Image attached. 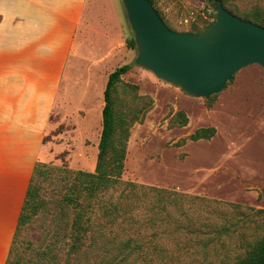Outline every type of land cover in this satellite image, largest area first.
I'll list each match as a JSON object with an SVG mask.
<instances>
[{
  "label": "rangeland",
  "instance_id": "rangeland-1",
  "mask_svg": "<svg viewBox=\"0 0 264 264\" xmlns=\"http://www.w3.org/2000/svg\"><path fill=\"white\" fill-rule=\"evenodd\" d=\"M153 2L172 30H192L210 21L214 12L207 0ZM226 5L264 8V0H226ZM131 34L122 0L88 1L83 32L63 70L37 160L55 168L94 171L106 80L117 66L129 63L121 83L138 88L118 87V108L130 114L135 110L142 120L130 126L121 178L159 189L136 197L134 219L124 222V228L114 225L119 238L111 252L116 254L118 241L127 237L133 239L134 251L125 257H104L97 250L68 256L72 211L60 236L53 237L51 229L50 213L58 211L64 191L58 180L62 171L54 169L42 179L41 195L55 204L20 230L19 252L31 254L28 244L50 245L56 254L51 264L235 263L264 235V71L249 65L212 101L194 97L137 65V48L126 44ZM59 58L52 57L53 65ZM179 111L187 117L183 125L172 120ZM209 126L215 128L211 138H187Z\"/></svg>",
  "mask_w": 264,
  "mask_h": 264
},
{
  "label": "crops",
  "instance_id": "crops-1",
  "mask_svg": "<svg viewBox=\"0 0 264 264\" xmlns=\"http://www.w3.org/2000/svg\"><path fill=\"white\" fill-rule=\"evenodd\" d=\"M88 1L0 0V264ZM54 55L60 58L53 65Z\"/></svg>",
  "mask_w": 264,
  "mask_h": 264
},
{
  "label": "trees",
  "instance_id": "trees-1",
  "mask_svg": "<svg viewBox=\"0 0 264 264\" xmlns=\"http://www.w3.org/2000/svg\"><path fill=\"white\" fill-rule=\"evenodd\" d=\"M151 1L154 5L153 0ZM218 1L231 13L264 27L263 7L256 5L248 10H241L235 6V9H232L226 5V0ZM156 10L166 22L159 10L157 8ZM208 22L204 21L202 25ZM199 27L194 25L192 30ZM126 44L129 48H136L134 34L127 37ZM130 68L129 63L122 64L108 74L103 90L102 127L93 172L55 168L40 160L35 162L5 264H51L55 261L56 254L53 253L52 246L40 248L28 244L26 248H31V254H26L19 252L21 242L18 241L20 230L31 217L40 211L49 213V204H55V200L41 195V181L43 178H50L54 169L62 171L58 180L62 183L64 191L57 202L58 211L50 213L51 220L54 222L51 229L53 237L60 236L64 232L63 222L67 224L68 211H72V219L68 221L70 226L68 256L71 252L77 255L97 250L104 257L111 255L125 257L130 251H134L132 250L133 239L127 237L118 241L119 247L116 254L111 252L112 243L119 238L116 233H113V229L116 225L122 226L124 222L129 223L134 219L131 213L138 206L136 197L147 196L150 190L159 191V189L125 181L121 178L130 126L134 121L142 120L137 111L134 110L130 114V110L123 111L118 108V87L126 86L132 91L138 88L137 85L121 83L122 74ZM215 96L216 94H213L209 99L212 101ZM138 111L141 113V109ZM172 120L176 124L183 125L186 123L187 117L183 111H179ZM214 133L215 128L212 126L199 127L187 138L191 140L209 139ZM118 190H120L118 195H114ZM232 264H264V235L250 246L244 256Z\"/></svg>",
  "mask_w": 264,
  "mask_h": 264
},
{
  "label": "water",
  "instance_id": "water-1",
  "mask_svg": "<svg viewBox=\"0 0 264 264\" xmlns=\"http://www.w3.org/2000/svg\"><path fill=\"white\" fill-rule=\"evenodd\" d=\"M212 19L196 30L169 28L151 0H122L137 48L135 63L188 95L209 98L240 69L264 71V27L207 0Z\"/></svg>",
  "mask_w": 264,
  "mask_h": 264
}]
</instances>
